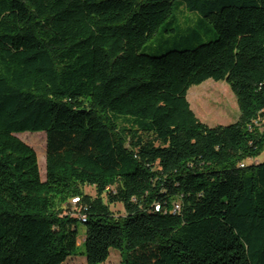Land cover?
I'll return each instance as SVG.
<instances>
[{
	"label": "trees",
	"instance_id": "16d2710c",
	"mask_svg": "<svg viewBox=\"0 0 264 264\" xmlns=\"http://www.w3.org/2000/svg\"><path fill=\"white\" fill-rule=\"evenodd\" d=\"M180 8L215 38L141 52ZM208 80L237 123L192 110ZM263 151L264 0H0V264H65L79 224L86 264H264Z\"/></svg>",
	"mask_w": 264,
	"mask_h": 264
},
{
	"label": "rangeland",
	"instance_id": "374dc122",
	"mask_svg": "<svg viewBox=\"0 0 264 264\" xmlns=\"http://www.w3.org/2000/svg\"><path fill=\"white\" fill-rule=\"evenodd\" d=\"M172 29V31H165ZM215 38V30L212 25L200 14L188 11L185 8L176 10L173 17L162 25L160 32L145 44L141 52L145 54H162L171 49H183L191 45L193 47L212 41ZM188 101L192 110L202 123L210 126H228L235 124L240 119V111L237 100L227 82L208 80L200 86H193L188 93ZM25 144L32 147L37 154L42 179L46 176V135L44 132H26L16 135ZM259 163L264 162V151L257 158ZM85 194L95 197L96 192L92 187L83 189ZM75 199V198H74ZM70 201V211H76L79 204ZM115 216H123L124 209L121 205L113 206ZM79 237L77 256L67 260L65 264H86L83 256L85 247L82 244L85 238V227L79 224ZM106 264H122L121 253L113 250Z\"/></svg>",
	"mask_w": 264,
	"mask_h": 264
},
{
	"label": "built area",
	"instance_id": "2783aa9c",
	"mask_svg": "<svg viewBox=\"0 0 264 264\" xmlns=\"http://www.w3.org/2000/svg\"><path fill=\"white\" fill-rule=\"evenodd\" d=\"M81 201L79 198H77V204H79ZM156 209H158V207H156Z\"/></svg>",
	"mask_w": 264,
	"mask_h": 264
},
{
	"label": "bare ground",
	"instance_id": "6f19581e",
	"mask_svg": "<svg viewBox=\"0 0 264 264\" xmlns=\"http://www.w3.org/2000/svg\"><path fill=\"white\" fill-rule=\"evenodd\" d=\"M73 202L76 204V203H77V198H75V199L73 200Z\"/></svg>",
	"mask_w": 264,
	"mask_h": 264
}]
</instances>
